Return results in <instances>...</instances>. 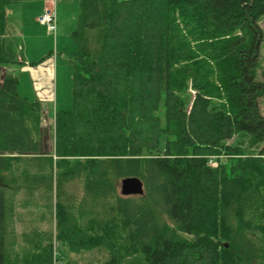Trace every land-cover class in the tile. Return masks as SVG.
<instances>
[{
    "label": "trees",
    "instance_id": "trees-1",
    "mask_svg": "<svg viewBox=\"0 0 264 264\" xmlns=\"http://www.w3.org/2000/svg\"><path fill=\"white\" fill-rule=\"evenodd\" d=\"M16 1L0 0V65L22 62ZM263 19L264 0H78L72 105L51 133L0 76V264H60L42 232L104 264H264ZM130 176L142 195L119 194ZM21 189L43 191L54 234L16 242Z\"/></svg>",
    "mask_w": 264,
    "mask_h": 264
},
{
    "label": "rangeland",
    "instance_id": "rangeland-1",
    "mask_svg": "<svg viewBox=\"0 0 264 264\" xmlns=\"http://www.w3.org/2000/svg\"><path fill=\"white\" fill-rule=\"evenodd\" d=\"M42 1L18 0L6 5V38L11 41L22 62L15 63L11 67L5 65V68L10 67L7 71L17 77L19 95L26 97L29 101H38L42 105L44 110L42 125L51 133L54 112L68 110L72 105V67L68 60V53L75 50V44L69 32L74 28L76 21L78 0H54L57 19L55 35L44 25H38L35 22V17L41 10ZM259 24L261 28H264V19ZM258 53L262 62L261 67H264V40L260 44ZM48 62L53 65L49 84L48 78L42 76V66ZM1 66L3 65H0V76L5 71V68ZM261 109L264 113V100H262ZM49 143L52 144L51 138ZM119 185L120 180L118 192ZM42 195L43 191L40 190L30 197L25 190L21 189L20 202L18 205L15 203L17 216L8 219L10 232L18 235L16 242L21 243V234H29L36 227L44 232L51 228L54 234V216L48 213L44 204H41ZM49 217L53 218L52 223ZM40 238L42 246L51 244L54 258H58L60 264H104L108 258L104 248L76 251L60 240L49 239L43 235V232ZM122 264H147V262L142 254H135L125 258Z\"/></svg>",
    "mask_w": 264,
    "mask_h": 264
},
{
    "label": "water",
    "instance_id": "water-1",
    "mask_svg": "<svg viewBox=\"0 0 264 264\" xmlns=\"http://www.w3.org/2000/svg\"><path fill=\"white\" fill-rule=\"evenodd\" d=\"M119 194L121 196L142 195L143 194L142 181L135 176L122 178L120 180V185H119ZM225 247H227L226 244Z\"/></svg>",
    "mask_w": 264,
    "mask_h": 264
},
{
    "label": "built area",
    "instance_id": "built-area-1",
    "mask_svg": "<svg viewBox=\"0 0 264 264\" xmlns=\"http://www.w3.org/2000/svg\"><path fill=\"white\" fill-rule=\"evenodd\" d=\"M55 9L54 6H46L42 13L38 16L37 20L46 26L47 30L50 32L55 31ZM212 162V161H209Z\"/></svg>",
    "mask_w": 264,
    "mask_h": 264
},
{
    "label": "crops",
    "instance_id": "crops-1",
    "mask_svg": "<svg viewBox=\"0 0 264 264\" xmlns=\"http://www.w3.org/2000/svg\"><path fill=\"white\" fill-rule=\"evenodd\" d=\"M51 0H43L42 1V3H41V10H40V12L36 15V17H35V22L36 23H38L37 22V16L42 12V9H43V7L45 6V4H47V3H49ZM6 12H7V10H6ZM57 20V19H56ZM57 24V23H56ZM38 25H39V23H38ZM41 25V24H40ZM73 30V29H72ZM71 30V31H72ZM70 31V32H71ZM70 32H69V34H70ZM55 34H56V31H55ZM7 35V34H6ZM18 48L19 49H21L20 48V46H18ZM70 48V47H69ZM8 66H10L11 67V65H8ZM29 66V65H28ZM10 67H7V68H5V65H3V66H1V68H5V71H7V69L9 70V68ZM52 67H53V65H52V63L51 62H48L47 64H44L43 66H42V76L44 77V78H48L47 79V81L51 78L50 77V73H51V71H52ZM48 84H49V81H48Z\"/></svg>",
    "mask_w": 264,
    "mask_h": 264
},
{
    "label": "bare ground",
    "instance_id": "bare-ground-1",
    "mask_svg": "<svg viewBox=\"0 0 264 264\" xmlns=\"http://www.w3.org/2000/svg\"><path fill=\"white\" fill-rule=\"evenodd\" d=\"M54 23H55V31H56V23H57V20H56V18H55V22H54ZM4 72H5V71H4Z\"/></svg>",
    "mask_w": 264,
    "mask_h": 264
}]
</instances>
